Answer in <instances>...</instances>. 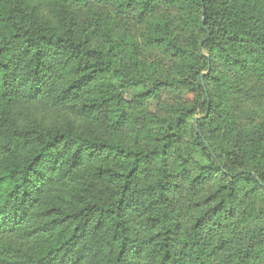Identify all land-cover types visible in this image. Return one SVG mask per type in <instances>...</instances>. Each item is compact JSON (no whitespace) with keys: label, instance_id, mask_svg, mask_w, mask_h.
Instances as JSON below:
<instances>
[{"label":"trees","instance_id":"trees-1","mask_svg":"<svg viewBox=\"0 0 264 264\" xmlns=\"http://www.w3.org/2000/svg\"><path fill=\"white\" fill-rule=\"evenodd\" d=\"M0 264H264V0H0Z\"/></svg>","mask_w":264,"mask_h":264},{"label":"rangeland","instance_id":"rangeland-1","mask_svg":"<svg viewBox=\"0 0 264 264\" xmlns=\"http://www.w3.org/2000/svg\"><path fill=\"white\" fill-rule=\"evenodd\" d=\"M140 92V90L127 92L124 96L125 100L130 101L132 97ZM188 97L191 99V95H188ZM151 111H155L156 106L153 102L148 103ZM21 111L27 115H31V117H35L37 120H41L43 123H45L47 126H54L55 124H59L63 118L59 116V114L56 113H50L47 110H44L40 105H34V106H25L24 108H21ZM20 112V111H19Z\"/></svg>","mask_w":264,"mask_h":264},{"label":"water","instance_id":"water-1","mask_svg":"<svg viewBox=\"0 0 264 264\" xmlns=\"http://www.w3.org/2000/svg\"><path fill=\"white\" fill-rule=\"evenodd\" d=\"M195 130H196V132L198 133V130H197V128L195 127Z\"/></svg>","mask_w":264,"mask_h":264}]
</instances>
